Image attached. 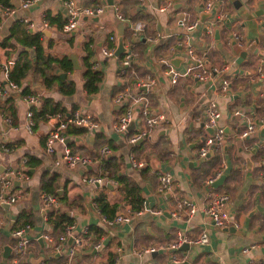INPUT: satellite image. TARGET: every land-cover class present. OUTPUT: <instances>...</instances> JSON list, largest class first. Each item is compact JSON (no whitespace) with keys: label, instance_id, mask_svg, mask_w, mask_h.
<instances>
[{"label":"crops","instance_id":"obj_1","mask_svg":"<svg viewBox=\"0 0 264 264\" xmlns=\"http://www.w3.org/2000/svg\"><path fill=\"white\" fill-rule=\"evenodd\" d=\"M21 1L8 0L12 8L6 14L0 3V171L27 166L30 155L40 162L26 179L13 183L12 190L22 192L20 197L14 203L0 205V263L11 264L16 243L13 225L18 214L29 209L33 214L30 238L25 256L17 264H111L112 258V264H170L169 245L177 239L178 233L192 239L202 230L208 233L207 243H190V249L179 250L173 257L191 264H264L263 128L256 127L245 138L239 136L245 126L244 117L256 121L264 116V0H210L209 9L204 7L207 0H98L106 6L104 11L98 16H81L78 26L69 32L44 19L45 11L55 19H66L64 0H36L27 7H22ZM95 1L76 0L79 6H89ZM115 6L125 19L116 17ZM161 7L164 8L161 10ZM183 16L189 22L196 21V26L187 30L180 21ZM128 19L144 23L138 35L132 32ZM12 25L20 39L26 32L40 33L46 54L67 56L71 61V55L75 54L79 66L75 67L72 61L73 70L62 77L74 81L73 93L63 94L57 85L46 87L31 73L21 85L9 87L8 67L20 51L25 49L27 56L34 55L33 49L23 45L16 36L9 37ZM120 29L126 51L116 55ZM233 31L242 34L241 44L232 39ZM112 34L114 40L109 39ZM5 38L9 39L7 46L2 45ZM88 39H92L95 67L102 72L98 88L92 93L85 90L82 75L84 43ZM109 44L114 45L113 55L102 52ZM187 44L209 64L226 65V71L208 80L185 77L171 83L159 59L168 58L174 67L184 69L189 60ZM126 52L132 54V62L127 67L121 62ZM61 72H64L61 68L56 69V73ZM147 76L155 79L151 87L135 86ZM223 76L229 78L230 86L225 94H220L219 83ZM25 86L36 95L60 101L69 112L74 108L80 115L93 117L96 124L81 125L85 130L80 134L66 131V145L72 153L86 158L85 163L70 167L62 161L57 165L56 160L63 154V144L59 142L53 152L45 151L46 135L54 126V116L36 130L26 128V112L31 105L39 107L40 102H27V95L21 93ZM125 90L143 94L151 110L162 115L150 133L133 144L128 143L127 136L146 128L137 112L139 105L135 106L137 110L126 134L113 129L127 102L125 99L117 102L115 98ZM210 100L218 104L219 123L224 125L225 138L202 160L197 149L203 137L210 133L204 125L205 107ZM1 104L5 109H1ZM104 146L110 151L101 156L100 149ZM104 170L122 175L128 183L139 184L144 203L160 207L162 211L131 213L128 221L120 223L104 220L95 202L101 188H105L110 206L115 207L114 214L132 211L120 184H92L83 180L86 175L102 174ZM217 170L221 174L210 186L205 182L206 177ZM44 171L59 174L57 193L61 195L64 191L65 201L60 200L58 210L73 218L70 234L84 236L82 246L71 258L68 256L70 237L60 250L55 248L58 238L53 235L47 220L48 210L41 201L40 179ZM161 171L173 175V194L158 190ZM209 190L228 195L229 220H237L236 227L217 228L205 216ZM182 198L195 203V213H188L185 206L179 208ZM91 225L104 228L105 234L98 240L86 236V229ZM43 232H51L52 241L42 239L41 244L38 239ZM97 242L100 246L95 248ZM4 246L11 247L7 258L2 255ZM152 247L150 251H142ZM175 264L180 262L175 260Z\"/></svg>","mask_w":264,"mask_h":264},{"label":"built area","instance_id":"obj_2","mask_svg":"<svg viewBox=\"0 0 264 264\" xmlns=\"http://www.w3.org/2000/svg\"><path fill=\"white\" fill-rule=\"evenodd\" d=\"M36 0H22L21 6L27 7L30 4L34 3ZM65 10L67 13L66 21L62 25V29L65 31H71L78 26V22L81 16H98L101 12L104 11L105 5L101 4L100 2L95 1L92 5L89 6H79L76 0H64ZM212 5V1L207 0L204 2V7L209 9ZM116 10V17L120 20L125 19L121 13L118 12V7H114ZM164 7H161L162 10ZM11 8H4V13L6 14L9 12ZM131 29L134 35H138V33L142 30L144 23L140 20L130 21ZM181 23L184 24L185 28L188 30L192 29L196 26L197 22L192 21L189 22L185 16L180 18ZM215 21L211 22L210 24H214ZM188 35H186L187 37ZM115 36L112 34L109 36L110 40H114ZM232 39L235 42L241 44L242 41V34L239 31L232 32ZM230 40V38H229ZM114 45L109 44L102 48V52L106 55H113L114 54ZM126 51V50H125ZM186 52L188 55V62L185 65L184 69H178L174 67L168 58L161 57L159 61L162 63L163 72L169 79L171 83H177L180 80L184 79L185 77H192L195 80H208L212 78L216 74H222L226 71L227 66H217L213 64H209L206 59L202 57L190 44L186 45ZM122 65L127 67L132 62V54L126 52L122 58ZM259 76H262V70L259 67ZM7 70L5 69V73ZM155 83V79L147 76L144 81H137L135 86H143L145 88L151 87ZM220 94H225L230 86V80L228 77L223 76L219 83ZM10 88H16L17 85L15 83H9ZM125 99L127 102L124 107L123 113L118 116L116 121L113 124V129L117 133H124L128 129L129 123L134 119V115L136 113V105H139L137 110L138 114L142 116L146 128L135 133L133 135L127 136L128 143H135L138 140L142 139L146 135L150 133V130L154 128L161 120L162 115L159 113H154L148 105V100L143 94H132L130 91L125 90L120 92L115 100L120 102L121 100ZM27 102L30 104L36 103L38 98L34 95H27L26 96ZM27 120L25 123L26 128L29 131L32 130L33 121L31 119L32 111L29 109L26 112ZM55 119L54 126L48 131L45 139V146L44 149L46 152L51 153L54 151L55 144L57 142L63 144V154L62 158L56 160V164H61L62 161L66 163L70 167H74L76 164L82 162L85 163L87 161L86 158L72 153L70 147L66 145V128L68 124H75L77 126L85 125V126H93L96 123L91 115H80L78 111H73L71 116H63L61 113H56L53 117ZM220 118V110L218 104L215 100H210L205 107L204 113V125L207 128L212 129V132L206 134L203 137L202 143L198 146L197 154L199 159H204L209 150L213 149L214 147L220 146L221 142H223L225 138V128L224 125L219 123ZM245 119V126L243 130L240 132L239 136L245 138L250 136L251 133L255 130L256 127L264 128V116L258 118V120L254 121L250 117H244ZM109 148L104 146L100 149L101 156H105L109 153ZM24 161V160H23ZM132 161H135L134 159ZM137 163V162H136ZM138 164V163H137ZM24 167V168H23ZM139 167V166H136ZM27 166H22L18 169L6 168L0 171V205L3 203H14L21 195L22 192L14 191L13 183H17V180L20 182L23 179L27 178L26 173ZM102 174L97 175H86L83 177V180L92 183V184H103L108 182L109 184H119L117 179L114 177H110L109 172L104 170L101 172ZM221 172L217 170L215 173L206 177L205 182L211 186V184L220 176ZM261 180L264 182V174L262 175ZM158 190L160 192L173 194L174 193V178L171 172L169 171H161L158 174ZM228 195L223 192H215L213 190H209L207 196L205 198V206H204V213L209 219H211L212 223L217 228L228 227L233 225L234 227L237 226V220H229V212L227 206ZM41 201L43 207L48 210H58L60 208V201L57 196L52 194H41ZM179 208L185 206L188 210V213L193 214L196 211V205L194 202L187 198H182L178 202ZM144 210L152 211V212H161L162 209L160 207L153 208L149 204L144 203V205L139 210H132L129 212H119L117 213L112 220H107L109 223L115 222L120 223L122 221H128L130 219L131 213H140ZM104 220H106L103 217ZM72 224L66 225L62 234L58 236V241L55 243V248L60 250L61 245L63 242L67 240V237L72 239V243L69 244V251L68 256L71 258L75 256L78 252L79 248L83 244L84 236L83 235H71L70 228ZM30 228V224H25L23 226H19L12 230V234L16 237L15 249H14V257L11 259V264H17L19 260H21L25 255L26 246L29 242L30 236L28 235ZM40 237L43 240L52 241L51 232H43ZM208 233L206 230H202L200 234L196 238H187L185 235L178 233L177 239L169 245V248L178 247L183 242L188 243H207L208 242ZM100 243L97 242L94 244L95 248H98ZM154 249L152 248H144L142 251H150ZM247 250V247L244 248V251ZM176 261H181L180 259L174 258ZM69 264V263H67Z\"/></svg>","mask_w":264,"mask_h":264},{"label":"trees","instance_id":"obj_3","mask_svg":"<svg viewBox=\"0 0 264 264\" xmlns=\"http://www.w3.org/2000/svg\"><path fill=\"white\" fill-rule=\"evenodd\" d=\"M0 3L4 5V8H12L8 3V0H0ZM44 19L48 23H54L57 25L58 28H61L66 19H55L53 16L50 15L48 11L44 13ZM1 19V18H0ZM15 26V24H14ZM15 30H13V25L10 28L11 36H16ZM17 37V36H16ZM18 41H22L23 45H27L31 47L34 51L33 57H29L26 55V50L22 49L19 53L18 58L14 61L12 65L8 67V75L7 80L9 83H15L16 85H21L23 79L27 76L28 73L36 75L42 83L46 85V87H51L52 85H57L59 91L63 94L73 93L75 90L74 81L67 78H62L59 73H56L57 68H61L62 71L67 72L73 70V63L67 57H55L49 54H46L42 44V38L40 33H24L23 38H18ZM9 39L5 38L2 42L3 46H7ZM92 39H88L84 43V50L85 54L83 57L84 63V70H83V77H84V88L88 93L95 92L97 90V82L102 78V72L100 69L95 67V59L94 58V51L91 44ZM22 53H25V56L22 57ZM132 78V75H128ZM22 95H35L38 97L40 106L37 107L35 105L30 106V110L32 111L31 119L33 121L32 130H36L40 127L42 122L50 120L52 116L56 113H61L63 116H71L74 108L69 112L62 106L61 102L58 100H54L51 97L43 96L42 94L36 95L34 91H31L29 86H25L21 89ZM2 108L5 109L1 104ZM15 124V122H13ZM17 125V124H16ZM85 128L83 126L77 127L75 124H68L66 131L68 133H77L80 134L84 131ZM108 147V146H107ZM40 162V159L35 156H27L26 160V173L29 175L31 174V169L37 167L36 165ZM114 178L117 179L118 183L120 184V189L124 192V198L126 204L131 205L132 210H139L144 201L141 196V187L137 183H128L125 181L122 175L110 174ZM59 174L54 172L49 174L47 171L41 176L40 179V188L44 194H52L59 197V201H65V193L62 192L61 195L57 193L59 188ZM105 188H101L98 191V194L95 198L96 205L100 210L102 216L106 220H112L116 214L115 207L110 206L107 201ZM114 214V215H109ZM32 211L29 209H23L17 217L15 224L13 225V229L23 226L25 224L33 223V216ZM47 220L50 223L53 229V235L58 238L60 234L63 233L66 225L72 224L73 218L68 216L63 210H51L46 213ZM12 229V230H13ZM104 228L91 225L88 229H86L85 235L90 236L93 240H98L101 235L105 234ZM114 258H112L109 263H113Z\"/></svg>","mask_w":264,"mask_h":264},{"label":"water","instance_id":"obj_4","mask_svg":"<svg viewBox=\"0 0 264 264\" xmlns=\"http://www.w3.org/2000/svg\"><path fill=\"white\" fill-rule=\"evenodd\" d=\"M96 18H94V19H96ZM121 31H122V29H120V36L118 37V41H117V46H116V51H115V54L116 55H119L121 52H123L126 49V47L124 45V40H123V36H122ZM71 58H72V61H73L74 65H75V67H78L79 66L78 65V59L75 56V54L71 55ZM60 76L61 77H65L66 76V73L65 72H61L60 73ZM210 132H212V129H210ZM261 132L264 134V128L262 129ZM210 153H212V149L209 150L207 156ZM109 186H111V185H109ZM2 205H5V204H2ZM38 240L42 244V241H43L42 238H39ZM68 240L70 241V238ZM188 249H190V243H188V242H183L178 247L169 248V251H168V253H169L168 260L171 261L170 264H175V259L173 257V254L174 253H176L179 250H188ZM10 252H11V247L10 246H4V251L2 252L3 257L4 258H7V256H9ZM179 262H180V264H191V263L188 262V260H185V259L184 260H181ZM0 264H2V263H0Z\"/></svg>","mask_w":264,"mask_h":264}]
</instances>
